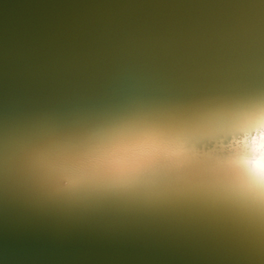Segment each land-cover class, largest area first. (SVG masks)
Here are the masks:
<instances>
[{"label": "water", "instance_id": "obj_1", "mask_svg": "<svg viewBox=\"0 0 264 264\" xmlns=\"http://www.w3.org/2000/svg\"><path fill=\"white\" fill-rule=\"evenodd\" d=\"M262 122L264 0H0V264H264Z\"/></svg>", "mask_w": 264, "mask_h": 264}, {"label": "clouds", "instance_id": "obj_2", "mask_svg": "<svg viewBox=\"0 0 264 264\" xmlns=\"http://www.w3.org/2000/svg\"><path fill=\"white\" fill-rule=\"evenodd\" d=\"M240 154L233 163L245 170L251 184L264 196V122L257 128L254 135H248L239 143ZM143 146L131 149L114 150L104 158L105 163L117 173H131L138 170L143 161Z\"/></svg>", "mask_w": 264, "mask_h": 264}, {"label": "snow or ice", "instance_id": "obj_3", "mask_svg": "<svg viewBox=\"0 0 264 264\" xmlns=\"http://www.w3.org/2000/svg\"><path fill=\"white\" fill-rule=\"evenodd\" d=\"M143 148L145 150L143 154H150L152 152L159 151L161 148V145L156 144V143H151V144H145Z\"/></svg>", "mask_w": 264, "mask_h": 264}]
</instances>
